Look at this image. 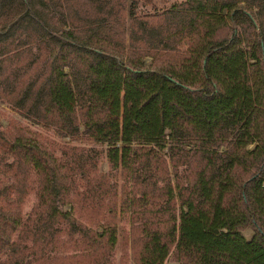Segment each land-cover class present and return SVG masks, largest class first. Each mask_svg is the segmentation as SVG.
<instances>
[{
    "label": "trees",
    "instance_id": "trees-1",
    "mask_svg": "<svg viewBox=\"0 0 264 264\" xmlns=\"http://www.w3.org/2000/svg\"><path fill=\"white\" fill-rule=\"evenodd\" d=\"M39 44L51 66L32 97L38 117L62 139L105 146L121 212L132 146L203 157L168 259L264 264V0H0V58ZM8 161L32 170L52 218L63 199L59 160L0 118V255L28 194L7 180ZM115 243L53 264H113Z\"/></svg>",
    "mask_w": 264,
    "mask_h": 264
},
{
    "label": "rangeland",
    "instance_id": "rangeland-1",
    "mask_svg": "<svg viewBox=\"0 0 264 264\" xmlns=\"http://www.w3.org/2000/svg\"><path fill=\"white\" fill-rule=\"evenodd\" d=\"M173 1L182 0L167 3ZM50 66L46 44L0 58L2 126L14 123L40 140L60 162L63 189L62 204L55 205L59 214L52 218L32 170L8 161L7 180L24 184L28 194L23 206L24 227L0 255V264H53L101 250L113 234V264H174L166 255L176 240L179 207L188 197L196 199L203 157L183 148L157 152L149 146H132L130 172L123 183L128 210L121 212L122 180L119 170L105 157V146L62 139L54 126L43 124L45 120L38 117L42 108L32 103V97ZM162 256L166 257L160 260Z\"/></svg>",
    "mask_w": 264,
    "mask_h": 264
}]
</instances>
